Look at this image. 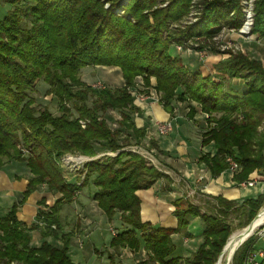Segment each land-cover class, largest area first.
<instances>
[{
	"label": "trees",
	"instance_id": "1",
	"mask_svg": "<svg viewBox=\"0 0 264 264\" xmlns=\"http://www.w3.org/2000/svg\"><path fill=\"white\" fill-rule=\"evenodd\" d=\"M27 1L22 15L33 17L30 27L22 23L19 7L0 18V168L11 160L24 162L31 174L24 196L42 184L61 195L47 211L40 210L30 226L17 219L18 204L0 216V264H77L68 255L71 234L61 232L58 212L72 201L79 186L65 180L57 161L71 151L94 156V145L99 143L111 151L120 148L122 131L109 126L103 117L108 111H119L118 124L127 133L124 140L131 141L132 137L140 142L144 130L136 127L130 117L138 110L131 94L136 77H141L146 87L151 77L155 79L154 89L165 108L173 99L187 100L197 103L208 115L210 128L202 143L213 142L216 152L202 159L212 175L229 167L227 158L238 165L234 175L238 183L264 168V133L257 130L264 121V62L235 51L216 65L228 79H243L245 89L240 93L225 77L204 76L171 53L173 42L183 44L194 37L210 39L222 25L239 28L243 16L240 0H204L198 22L171 32L168 22L185 16L191 0H169L165 7L157 6L158 0H126L124 5L121 0ZM105 3L108 8H104ZM115 7H122L130 18L114 13ZM250 33L264 39V0L254 1ZM95 65L118 67L123 85L95 88L81 81L79 70ZM40 78L49 84V93L58 101L57 115L47 109L37 111L28 97L27 91ZM178 88L181 91L177 93ZM67 101L77 117L71 118V110L63 105ZM79 120H84V127ZM20 143L28 156L17 149ZM104 160L85 166L82 187L93 183L96 190L92 199L108 220L119 212L122 221L130 225L112 238L111 246L137 250L139 231L144 250L154 264H214L229 234L218 215L201 212L180 198L174 201L175 227H154L143 222L135 192L150 187L164 174L136 154L119 152ZM214 199L224 205L217 211L221 215H226L227 206L234 203L221 196ZM263 204L264 194L240 205L247 213L248 221L243 226ZM190 217L201 219L203 241L190 257L181 258L174 254L170 235L186 230ZM34 229H40L42 237L61 238L62 247L56 248L46 240L32 246L30 232ZM243 259V255L238 256L235 264ZM107 264L120 263L109 255Z\"/></svg>",
	"mask_w": 264,
	"mask_h": 264
},
{
	"label": "crops",
	"instance_id": "2",
	"mask_svg": "<svg viewBox=\"0 0 264 264\" xmlns=\"http://www.w3.org/2000/svg\"><path fill=\"white\" fill-rule=\"evenodd\" d=\"M171 53L181 57L192 70H197L204 76H222L226 78V82L238 80L228 79L226 75L218 71L216 65L221 62L220 57L215 58V56L206 54L203 60H199L197 52H178L174 50L173 46ZM89 68L92 70L107 69L109 74L111 72L113 75H121L119 68L115 66H86L84 72L85 69ZM120 79L122 80L120 86H122V76ZM154 85L155 79L153 77L150 78V85L147 87L144 86L141 77H136L135 84L131 88L134 104L138 110L133 112L130 117L136 127L144 130V137L141 141L148 142L150 150L155 151L157 157V166L155 167L164 174V177L157 179L150 187L135 192L139 198V215L143 222H149L154 227H175L177 220L173 215L174 201L180 198L202 206L206 199L213 200L215 197L221 196L241 205L247 199H256L259 195L264 194V179H256L259 177L256 171L240 183L234 180V175L239 171L238 168L234 170L228 167L218 175H212L204 159H202V156L212 157L216 152L213 142L202 143L204 134L210 128L208 115L200 110L197 103L187 100L173 99L169 108H165L160 101V94L154 89ZM233 89L241 93L244 91L245 85L238 83ZM180 91L178 88L176 92ZM163 121L172 122V130L166 135H161L156 130V123ZM96 154H99L98 151ZM62 172L66 180L63 169ZM30 175L23 162L11 160L5 162L0 168V216H4L13 204H18L16 217L27 226L35 223L37 213L40 210L47 211L61 195V193L49 191L47 186L42 184L24 196L25 186ZM252 179L253 184L247 185L246 182ZM86 187L84 199H80L83 188ZM95 190L96 187L90 182L82 187L81 193L72 202L63 204L59 209L58 217L61 232L71 234L67 250L71 261L77 264H107V255L97 254V252L104 251V254H114L120 264H148L151 262H147L149 255L144 250L143 241L140 237H138L140 245L137 250L121 246L115 248L110 245L111 241L102 246L90 242L86 248H83V244L79 247L78 240L81 232L91 230L97 219H100L101 222L102 219L106 218L109 223H112L116 217L115 214L111 220H108L104 212L97 206L96 201L92 199ZM38 226L43 227L39 222ZM109 228L112 230L111 226ZM194 229L199 231L194 233ZM202 230L201 219L190 217L186 230L170 235L175 246L174 254L181 258L191 256L197 250V245L203 241ZM111 233V238H113L115 236L114 231ZM30 235L32 246H39L43 240L56 248H61L63 245L61 238L42 237L40 229L32 230ZM180 235L183 236L184 247L179 249L176 242ZM85 236H88V233ZM82 258L84 263H80Z\"/></svg>",
	"mask_w": 264,
	"mask_h": 264
},
{
	"label": "rangeland",
	"instance_id": "3",
	"mask_svg": "<svg viewBox=\"0 0 264 264\" xmlns=\"http://www.w3.org/2000/svg\"><path fill=\"white\" fill-rule=\"evenodd\" d=\"M204 0H191V3L188 8V12L185 16L181 17L179 20L175 21H169L168 22V32L175 31V30H183L186 29L187 27L195 24L198 22L200 15L202 13V3ZM255 0H240V5L242 7V24L239 28H229L225 25H222L217 33H215L210 39H203V38H190L187 39L183 44L178 43V42H173L171 44V47H174L175 51L178 52H197L199 60H203L206 56V54L209 56H215V58H221V61L227 60L230 57V52H235V51H241L243 53L249 54L251 57L254 58H259L264 62V39H258L255 35L250 33L251 26L253 23V5H254ZM169 0H158L157 6L159 7H165L168 4ZM126 3V0H121L120 4L124 5ZM28 5L27 0H15V3H10V0H0V18L5 16L6 14H9L10 12L13 11L15 7L21 8V17H22V23H24L26 26L30 27L31 24L33 23L34 19L30 15H22L23 12L26 10V6ZM109 4L105 3L104 8H108ZM113 12L128 16L124 14V10L122 7H115L113 8ZM232 13L230 14V16ZM150 21L152 19L149 17ZM249 27V30L247 33H242L240 30H244L245 28L242 27ZM167 35V32H164V36ZM199 45H202L203 47H199ZM176 56V55H175ZM202 58V59H201ZM184 62V61H183ZM107 69H101L97 68L95 70L92 69H85L84 72V67H82L79 70L78 77L80 78L81 81H85V83L89 82L91 86L95 88H101L102 86H110V87H118L117 85H121L122 80L119 78L117 74L113 75L110 74L106 71ZM88 72V73H87ZM233 79H238V80H231L230 84H232L233 87H235L238 83L239 84H245L243 79L240 78H233ZM119 83V84H117ZM49 89V84L46 83L43 78H40L36 80L33 84V88L29 89L27 91L28 97H30L33 100V106L37 111H41L43 109L49 110L52 114L57 115L58 114V101L55 96H53L51 93L48 91ZM76 90V89H74ZM91 101V98L89 100V103ZM64 106L68 107L71 112L72 116L71 118L77 117L75 111L72 109L73 105L70 101H67L63 104ZM214 117H218V114H214ZM103 117L106 119L107 123L109 126L113 129H119L122 131V135L120 138V148H118L115 151H111L108 148L105 149L104 143H99L95 144V149L98 151L99 154L94 155L93 157H88L85 156L81 153H78L76 151L74 152H66L60 157L67 155L71 156L74 158L73 163L65 165L64 167V173L66 174V181L69 182L68 180H71L72 182L75 181L77 186H79V190L76 192L75 196H73L72 201L74 198L81 193L82 191V183L84 181L85 173L87 172V168L85 167L87 164H89L91 161L95 160H104L105 157L108 158H114L117 156L119 152H127L131 154H136L143 158L146 162V164L153 166L155 169L157 166L156 162V153L155 151H151L148 145V142L144 140H140V142L136 143L134 138H130L131 141H126L124 140V135L127 133L124 131V127L120 126L118 124L121 115L117 110L113 111H108L106 114L103 115ZM79 124L84 127V120H79ZM258 133H264V121L259 125L258 127ZM129 139V140H130ZM17 149L21 151L23 156H28V151L26 147L20 143L17 146ZM263 154H264V149H263ZM59 157V158H60ZM84 158L86 160H84ZM87 158H91L90 160ZM125 158V157H123ZM24 163V162H23ZM157 170V169H156ZM258 173L259 177H256V179H264V168L256 171ZM95 173L93 174L92 177H95ZM253 181V179L251 180ZM87 191V187L83 188V194H81L80 199H84V194ZM90 194V191H89ZM71 201V202H72ZM186 203L191 204L190 206H196L200 208L201 212H206L210 214H215L218 215V217L221 219L223 222L222 225H226L229 234L227 236V240L230 237V235L237 230L243 229L245 226H243L248 220H247V213L245 212V208H243L240 205H237L235 203L229 204L227 206V212L226 215H221L217 211L222 209L224 205H220L218 201L215 199L210 200L206 199L204 205L200 206L191 202H188L185 200ZM70 203V202H69ZM264 207V204L262 207L258 210H260ZM116 217L114 218L112 223H109L106 218L102 219L100 222V219L96 220V224H94L91 227V230H86L81 232V235L79 236V242L78 245L79 247L83 244V248H86L90 242L94 243L97 246H102L109 244V242L112 240V233L111 231H114V234L117 235L118 233H121L122 231L126 230L127 228L130 227V225H127L122 221L121 218V213L116 212ZM113 215V217L115 216ZM119 218V219H118ZM112 219V218H111ZM251 221V220H250ZM264 225V224H263ZM263 225L257 227L251 235H249L245 240L250 238V240L246 242H242L234 251L230 264H235L237 257L243 255L244 258L248 254V252L252 251V246L254 245L255 249H259L263 246V242L258 239V230L263 227ZM111 226L112 230L109 228ZM199 230L194 229L193 232L197 233ZM118 232V233H117ZM137 232V236H139V231ZM88 233V236H85ZM226 240V241H227ZM183 236L180 235L178 237V240L176 242V245H178L179 249L184 247L183 245ZM226 244V243H225ZM224 244V245H225ZM200 244L197 245V247ZM73 247V245H72ZM118 248V247H117ZM117 250V249H116ZM222 251V250H221ZM80 252V251H79ZM82 252V251H81ZM101 253L103 256L107 257L109 255H112L116 261H118L115 257L114 254L112 253H106L104 254V251L102 252H97ZM221 253V252H220ZM219 256V255H218ZM80 257H82L80 255ZM190 257V256H187ZM81 259V258H80ZM218 257L216 258L214 264L216 263ZM148 260V259H147ZM80 263H84L83 258L80 260ZM151 261V262H149ZM149 262L148 264H154V262L149 258L147 261Z\"/></svg>",
	"mask_w": 264,
	"mask_h": 264
},
{
	"label": "built area",
	"instance_id": "4",
	"mask_svg": "<svg viewBox=\"0 0 264 264\" xmlns=\"http://www.w3.org/2000/svg\"><path fill=\"white\" fill-rule=\"evenodd\" d=\"M248 30H249V27H247V29L245 28L244 30L242 29L240 31L242 33H247ZM156 130L159 134L166 135L172 130V122L171 121L157 122L156 123ZM87 159L90 160L91 158H87ZM73 160H74V158H72L71 156L64 155L58 159L57 164L59 165V167L61 169H64L65 165H68V164L75 162ZM84 160H86V159L84 158ZM227 161L229 162V167L231 169L235 170L236 168H238L237 163L234 162L231 158H227ZM246 184L251 186L253 184V182L250 180V181L246 182ZM39 224L43 225L42 222H39ZM51 227L55 228L54 225H52ZM257 234H258V239L263 242V246L259 249H255V247L253 245L252 246L253 250L248 252V254L243 259L241 264H264V225H263V227H261L258 230ZM230 260H227L225 262L224 250H223L219 254L218 259H217L215 264H230Z\"/></svg>",
	"mask_w": 264,
	"mask_h": 264
},
{
	"label": "bare ground",
	"instance_id": "5",
	"mask_svg": "<svg viewBox=\"0 0 264 264\" xmlns=\"http://www.w3.org/2000/svg\"><path fill=\"white\" fill-rule=\"evenodd\" d=\"M243 28H246V27H243ZM263 224H264V207L260 210L257 218L252 221L253 231L257 227ZM246 232H247V229L244 227L243 229L237 230L236 232L230 235L229 239L226 241L225 248H224L225 262L231 259L236 248L243 242L244 240L243 238Z\"/></svg>",
	"mask_w": 264,
	"mask_h": 264
},
{
	"label": "water",
	"instance_id": "6",
	"mask_svg": "<svg viewBox=\"0 0 264 264\" xmlns=\"http://www.w3.org/2000/svg\"><path fill=\"white\" fill-rule=\"evenodd\" d=\"M258 215H259V212L254 216V218L250 221V223L245 227V228L247 229V232L245 233V236H244V238H243L244 240H245L249 235H251V233H252V231H253L252 221H253L254 219H256ZM228 239H229V238H228ZM244 240H243V241H244ZM224 248H225V245H224L222 251L224 250Z\"/></svg>",
	"mask_w": 264,
	"mask_h": 264
}]
</instances>
